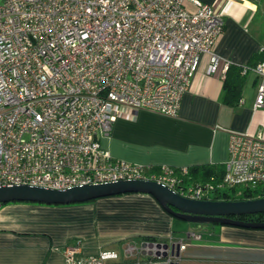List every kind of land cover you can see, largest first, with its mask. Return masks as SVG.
<instances>
[{"label":"built area","instance_id":"1","mask_svg":"<svg viewBox=\"0 0 264 264\" xmlns=\"http://www.w3.org/2000/svg\"><path fill=\"white\" fill-rule=\"evenodd\" d=\"M223 31L222 14L200 0H0V187L142 180L190 200L232 188L264 198L261 136L230 132L223 175L208 181L112 158L100 144L133 111L176 117L203 56L207 75L224 76L231 63L214 51ZM242 67L258 78L253 109L264 110V61ZM167 244H129L125 255L145 258L128 262L66 248L64 264H177L185 246Z\"/></svg>","mask_w":264,"mask_h":264},{"label":"crops","instance_id":"2","mask_svg":"<svg viewBox=\"0 0 264 264\" xmlns=\"http://www.w3.org/2000/svg\"><path fill=\"white\" fill-rule=\"evenodd\" d=\"M223 16L224 31L214 51L237 66L257 63L264 30L254 24L259 5L253 0H200ZM261 29V31H260ZM207 58L184 93L178 115L137 110L118 118L100 139L112 158L142 166L223 167L228 162L230 132L264 138V110L253 109L258 78L246 74L242 97L222 102V74L207 75ZM189 226L199 239L180 251L190 264H264V230L219 225ZM174 219L148 194L134 193L71 205L13 202L0 208V264H64V250L76 257L115 251L119 262L143 259L125 255L127 245L154 241L174 243ZM192 238V237H191ZM181 242H183L181 240ZM177 264H179L177 262Z\"/></svg>","mask_w":264,"mask_h":264},{"label":"water","instance_id":"3","mask_svg":"<svg viewBox=\"0 0 264 264\" xmlns=\"http://www.w3.org/2000/svg\"><path fill=\"white\" fill-rule=\"evenodd\" d=\"M134 193L152 196L167 214L183 222L264 230V222H245L233 218L264 213V198L238 201L190 200L153 181H119L75 186L65 190L45 189L28 185L4 186L0 187V204L26 202L45 205H71ZM162 247L167 249L168 244H163ZM174 249V245H171V252H174Z\"/></svg>","mask_w":264,"mask_h":264},{"label":"trees","instance_id":"4","mask_svg":"<svg viewBox=\"0 0 264 264\" xmlns=\"http://www.w3.org/2000/svg\"><path fill=\"white\" fill-rule=\"evenodd\" d=\"M258 56L257 63L250 62L247 67H253L261 61H264V53L259 52L254 56L255 59ZM242 66H237L231 64L228 70L224 74L223 79V94L222 102L235 106L238 104L242 97V90L246 79V74L242 73ZM223 167H208V166H197L188 168V178L194 181H208L211 177L221 178L223 175ZM184 178V182L187 181ZM239 190L240 194L237 195ZM256 191L240 190L238 188L227 189L225 191L218 192L214 197V200L220 201H238V200H248L255 196ZM4 205V204H2ZM235 219L245 221V222H264V213L244 215L239 217H233ZM199 225V224H197ZM208 226L215 227L216 225L208 224ZM219 226V225H218Z\"/></svg>","mask_w":264,"mask_h":264},{"label":"rangeland","instance_id":"5","mask_svg":"<svg viewBox=\"0 0 264 264\" xmlns=\"http://www.w3.org/2000/svg\"><path fill=\"white\" fill-rule=\"evenodd\" d=\"M256 4L259 5V10H258V13L255 17V22L254 24L260 28H262V30H264V0H253ZM261 31V29H260ZM259 51H260V48H259ZM240 194L239 190L237 191V195ZM174 219V218H173ZM174 222H175V225L176 224H179L181 229H177L176 227L174 228V231H175V234H181L182 237H177L176 240H174V243H179L181 240L183 241L182 243L185 244L186 246L188 245V243L190 242V240H193V238L191 237H186V229L189 227V226H193L192 228L193 229H199L200 226H196L197 224H193V223H187V222H183L181 220H178V219H174ZM203 225H207L208 224H203ZM216 227H218V225H216ZM136 246H139V243H136ZM127 256V255H126ZM128 258L127 259H130L132 257L129 258V256H127ZM177 262L179 264H188V263H185V261L179 257L177 258ZM190 264V263H189Z\"/></svg>","mask_w":264,"mask_h":264}]
</instances>
